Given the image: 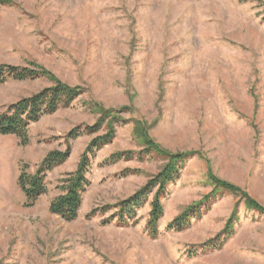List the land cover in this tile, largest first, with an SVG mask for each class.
Wrapping results in <instances>:
<instances>
[{
	"label": "rangeland",
	"instance_id": "374dc122",
	"mask_svg": "<svg viewBox=\"0 0 264 264\" xmlns=\"http://www.w3.org/2000/svg\"><path fill=\"white\" fill-rule=\"evenodd\" d=\"M5 65L43 69L83 95L30 125L27 145L0 135V264H264V216L209 180L211 174L230 183L264 207V0H0ZM52 85L45 78L6 80L0 112ZM95 104L127 108L120 114L126 124L92 161L77 219L66 223L48 206L94 136L71 143L69 159L47 175L46 194L26 208L20 168L33 173L48 152L63 151L69 131L95 123ZM138 121L167 152L192 153L167 188L154 240L145 231L148 204L134 226L106 224L110 213L87 217L131 196L163 166L138 155ZM124 151L133 158L101 166ZM211 194L209 210L187 230L164 231ZM234 208L230 238L218 250L199 248Z\"/></svg>",
	"mask_w": 264,
	"mask_h": 264
},
{
	"label": "trees",
	"instance_id": "16d2710c",
	"mask_svg": "<svg viewBox=\"0 0 264 264\" xmlns=\"http://www.w3.org/2000/svg\"><path fill=\"white\" fill-rule=\"evenodd\" d=\"M39 78L48 79L52 86L43 88L39 92L27 98H22L10 104L0 112V135L14 136L20 139L21 145H27L28 129L45 116H50L60 109L70 108L72 104L83 95V89L77 86H69L58 81L51 73L43 69L18 68L12 66H0V84L6 80L27 81ZM92 111L98 116L92 126H78L69 131L64 137L65 149L48 152L33 173H28L26 165L20 168L17 179L18 186L26 200V208H32L38 200L47 192L46 178L55 168L65 164L71 155V143L82 136H94L87 144L80 156L74 171L67 173L59 182L57 195L49 204L50 214L59 217L66 223L75 221L82 205L83 195L91 183L87 177L92 167V161L103 147L111 144L115 139L117 129L126 124L120 114L127 111L123 107L119 110H105L99 105H92ZM140 143L143 146L139 156H155L164 160L161 169L151 176L145 185L135 191L131 196L117 202L113 206H105L92 210L87 217L111 215L104 221L106 224L113 222L118 227L134 226L138 222L137 214L145 205H149V212L145 224V231L150 239H156L159 232V223L163 218V201L168 192L167 188L174 184L184 168L185 161L192 153L172 154L155 144L149 137L142 122H139ZM102 132L101 135H98ZM132 153L128 151L115 152L104 160L101 166H111L120 161L131 160ZM128 171L122 173L127 174ZM137 172V171H136ZM209 180L216 190H223L239 197L246 211L256 212L264 216V207L256 203L246 192L240 188L217 179L209 174ZM213 195H207L200 201L186 207L170 223L164 231L167 233H182L187 230L194 220H199L208 210ZM112 212V213H111ZM238 222L237 210L234 208L223 229L212 239L199 246L202 250H218L224 242L234 233Z\"/></svg>",
	"mask_w": 264,
	"mask_h": 264
}]
</instances>
